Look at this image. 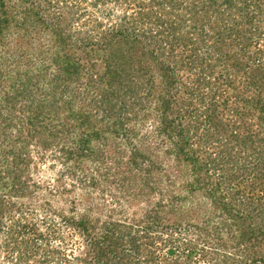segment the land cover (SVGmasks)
Instances as JSON below:
<instances>
[{"label": "rangeland", "instance_id": "rangeland-1", "mask_svg": "<svg viewBox=\"0 0 264 264\" xmlns=\"http://www.w3.org/2000/svg\"><path fill=\"white\" fill-rule=\"evenodd\" d=\"M3 17L0 70L7 78L0 79V105L8 110L0 118V264H122L124 253L133 255L132 238L140 246L134 264H210L217 256L221 261L217 231L224 229L223 239L231 236L206 190L222 169L206 163L208 147L200 136L191 137L189 148L199 156L196 162L185 159L177 151L178 138L162 131L164 118L157 111L158 93L173 98L193 85L186 80L189 72L178 63L179 81L170 85L161 82L157 67L146 76L134 70L157 63V48L186 34L191 48L199 43V64H207L202 59L218 52L216 46L252 66L264 64V0H0ZM204 32L215 33L209 50ZM117 48L126 57H140L131 61L129 83L143 84L144 97L153 90L145 97L152 107L129 111L119 103L113 113L103 101L116 82L106 72L107 61L125 76L130 72L112 56ZM66 55L81 65L73 74L62 70ZM231 69L237 85L247 87L249 68ZM217 70L227 73L223 63ZM209 75L206 70L204 79ZM225 75L210 78L219 84ZM93 77L95 96L89 98ZM116 86L125 88L121 81ZM14 88L20 97L7 103ZM223 88L234 96L238 91ZM253 89L247 92L250 102L236 99L228 111L226 122L238 124L239 138L224 133L225 140H234L229 147L247 156L254 141L249 133L264 135V100L253 102L264 90L257 83ZM203 90L202 101L209 100L211 90ZM42 101L47 108L36 128L28 118Z\"/></svg>", "mask_w": 264, "mask_h": 264}, {"label": "trees", "instance_id": "trees-1", "mask_svg": "<svg viewBox=\"0 0 264 264\" xmlns=\"http://www.w3.org/2000/svg\"><path fill=\"white\" fill-rule=\"evenodd\" d=\"M229 1L231 2V0ZM1 5L2 7L5 6L4 3ZM194 13H196L195 10L192 11V14ZM5 21H7L6 17L0 19V43L4 41L1 37V31H3V22ZM178 28V23L174 22L170 29L173 37L176 35V32L173 34L174 30L176 29L178 33ZM214 34V32L203 33L204 44L208 50L211 46L209 42H212ZM191 38V36L186 34L181 37L176 35L175 39H168L169 43L165 44L162 50L157 48V63L154 62L152 65L149 63L148 67L141 63L139 65L140 67L135 69L134 72H136L138 76H146L145 74L148 73L149 70L151 71L152 67L153 69L157 67V75L161 76V82L171 85L179 81L176 78L177 70H174V67L175 69H179L180 65H178V63H181L182 66L187 68L189 75L186 80L190 79L193 85L189 84L190 88L186 86L185 89H180V95L173 98L167 94V91L158 93L157 95L160 97L157 96V111L158 114L160 113L164 118L162 121V131L167 133L169 137L175 138L176 136V138H178L179 142H177L176 145L177 151L183 154L185 159L196 162L195 160L199 156H196V152H194L193 149L191 151L189 148H191V137L200 136L202 139L201 142L203 144L205 142L208 147L207 154L209 155V159L206 158V163L210 162L209 164H213L216 168L222 169L221 177L216 179V181L212 180L211 188L207 187L206 191L212 201L218 206L220 210L218 214L222 218L220 220H222L221 223L223 228H226V234L229 233L231 238L225 236L223 239V237H221L224 236L223 233H225L222 227L221 230L217 231L218 243L223 247V259L220 261L219 256H217L216 261L210 264H264V135H261L262 130L257 131L256 129V131L252 130L249 133L252 134L250 136L252 140L258 141L257 139H259L261 143L255 144V142L252 141L251 145L253 149L249 152L248 156L242 153V151H235L233 147H229V144L233 143L234 140L224 139V133L226 131L230 133L229 137L231 135L234 137L238 136L236 130L238 124L233 128L230 122H226V120H228V111H231L233 101L238 99V102L240 100L250 102L251 98L250 95L248 96L247 92H249V94L252 93V90H254L253 84L255 83H257L258 86L261 85L264 90V64L259 63L257 66H252L249 61H244L238 56L233 57L232 53L229 51L222 54L223 48L220 46H216V48L219 49L218 52L215 50L216 53H212L208 59H202V62L204 60L207 63L206 65L203 63L199 64V43L197 41L193 42L191 48L189 43ZM223 39L225 40V38ZM44 50L45 49L41 50L40 53H44ZM178 50H180V53ZM262 50L263 48L260 49L261 52ZM154 54H156V52ZM55 55L56 59H54L58 61L60 57H57V54ZM112 56L117 62L121 63V66L124 65V72L126 71V65L129 66L130 72L125 76V74H122L123 72L121 73L118 69V66L114 67V63L111 60L107 61V66L105 68L107 74L114 73L112 76L116 75V82L111 83L112 89L108 92L105 90L106 93L103 97V101L107 107L111 109L113 113L117 111L116 107L119 103L123 109H129V111L130 109H139L140 105L152 107V101L148 104L145 102V97L149 98L148 95H152L153 90L151 89L149 94L145 93L144 97L143 92H141L145 90L143 89V84L140 85L139 83H135L134 86H132L129 83L130 78H132L131 72H133L130 66L132 64L131 61L134 62L140 59V57L136 53L126 57L121 48L114 50ZM168 57H170L171 60H168ZM184 57L190 61V65L184 63ZM102 58H104V54ZM218 58H220V60ZM220 63H223L227 73L223 72L219 74L217 67ZM62 67L63 71L73 74L76 70L78 71L81 65L79 63H72L71 57L66 55ZM232 67L236 69L237 72L246 67L249 68V71L246 72L250 75L251 81L248 83L247 87H240V85H237L238 80L232 79ZM198 69L199 71H196ZM206 70H208L210 75L219 78L221 77L220 75L224 76L226 74L223 79L225 82L216 84L212 81L210 75L209 81H207V79L203 77L206 74ZM154 72L155 70H153V75H155ZM5 75H7V72L0 70V79L2 83L5 82L7 78ZM153 75L150 76V81H152ZM120 81L125 84V88L118 91V86L116 85ZM28 82L30 84V81ZM170 85L165 86L168 89ZM162 86L165 89L164 83H162ZM224 86L228 88L230 86L235 87L238 91L235 93V96L231 95L227 88H223ZM205 87L211 90L209 94L210 98L209 100L202 101V93ZM159 89L160 88L157 87V91ZM87 90V97L93 98V96H95L93 93L95 90L94 77L91 82L88 83ZM130 93H132L131 97H133V103L129 99ZM19 94L20 92L16 88H14L12 93L8 92L6 95L7 103H10V99L16 100L19 98ZM259 95L258 100H253L256 106L259 102L262 103L264 100V95ZM119 97H124L125 100L119 102L117 100ZM2 99L3 97H0V100ZM42 102L44 105H37V111H34L33 115L28 118V124L34 125L36 128L39 127L41 118L44 117L45 109L47 108L46 102ZM203 102L205 103L203 104ZM236 105L238 106L237 103ZM205 109L208 110L207 113ZM235 109L236 108L232 111H235ZM6 110L8 109H5L3 106L0 107V118L5 117L7 114ZM260 117L264 120V107ZM86 119L89 120V118ZM119 122H121L119 119H115V124ZM129 130L130 129H125V132H130ZM35 131L37 132L38 130L35 129ZM192 131H197V133L195 134ZM20 158L21 157H19V160ZM209 180L210 179H205L204 183L206 184V181ZM195 188L198 189L196 186ZM198 191H200V189H198ZM221 223L219 224L221 225ZM208 226L209 225L205 224L203 230L209 233L210 229ZM197 227L201 228L199 225ZM217 229L219 228L217 227ZM132 243L135 246L132 247L134 249L133 255L124 253V256L121 257L122 264H125V260L126 262L128 261L126 264H134L133 257L140 255V246L136 238H132ZM190 247L194 249V247H197V244ZM127 256H130L127 258L128 260L124 259ZM100 257L101 259L103 258V256Z\"/></svg>", "mask_w": 264, "mask_h": 264}]
</instances>
